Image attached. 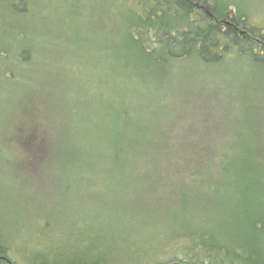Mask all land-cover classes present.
<instances>
[{"label":"rangeland","instance_id":"rangeland-1","mask_svg":"<svg viewBox=\"0 0 264 264\" xmlns=\"http://www.w3.org/2000/svg\"><path fill=\"white\" fill-rule=\"evenodd\" d=\"M245 3L255 25L264 27V0ZM122 5L124 0H25L18 16L0 3L1 34H16L21 28L34 49L28 64L13 61L16 52L11 48L0 65V187L6 196H0L1 230H39L42 220L48 230H53V221L72 230L76 219L70 210L86 215L92 227L83 231L103 236L97 245L119 248L162 241L172 249L176 234L224 231L231 246L239 234L254 237L264 247V228L253 227L264 221V182L245 194L239 165L226 183L220 164L199 165V174L192 177L184 171L190 166L185 162L189 154L230 150L238 155L247 146L261 151L260 164L254 156L264 172V66L245 56H229L209 75L179 73L180 84L173 87L177 96L170 101L174 114L159 129L174 138L153 147L182 154L177 165L92 170L89 176L96 182L86 188L63 179L53 145L64 147L73 133L70 118L76 96L82 97L85 75L99 68L104 54H125L121 23L126 21L115 10ZM146 109L158 112L148 104ZM60 184L76 188L53 199V186ZM70 193L76 195L67 199ZM225 193L229 202L223 199ZM224 217L229 226L218 230L217 222Z\"/></svg>","mask_w":264,"mask_h":264},{"label":"trees","instance_id":"trees-1","mask_svg":"<svg viewBox=\"0 0 264 264\" xmlns=\"http://www.w3.org/2000/svg\"><path fill=\"white\" fill-rule=\"evenodd\" d=\"M124 2L125 5L115 10L126 21L124 25L121 23L125 54H104L99 68L85 75L82 97H72L77 101L70 118L73 133L64 147L58 149L53 145V158L65 172L63 179L74 180L77 188L81 185L86 188L96 182V177L89 176L92 170L179 163L182 154L153 151V147H163L166 138H174L159 129L160 123L168 122L174 114L170 101L177 96L173 87L180 84V72L186 70L189 75L205 71L201 73L209 75L231 55L245 56L255 65L264 66V27L255 25L245 0ZM0 3L20 16L25 0ZM13 28L16 30L15 26ZM23 34L21 28L11 35L6 31L1 34L0 30V54L3 56L0 65L11 48L16 52L13 61L15 59L18 64L34 60L30 55L34 52L32 43L25 42ZM61 95L67 97L65 93ZM146 104L154 106L158 112L151 114ZM64 117L67 118L68 113ZM53 132L56 134L54 128ZM141 146L145 147L144 151H140ZM245 147L240 148L238 155L230 150L219 155L189 154L185 162L190 166L184 171L192 177L199 174V165L220 164V173L226 183L236 175L233 169L239 165V177L246 184L247 194L248 189L264 182V172L256 166L262 161L261 151ZM204 177L209 179L206 173ZM63 186H66L64 192ZM72 187L69 184L53 186V199L67 195ZM0 189V196H5L4 187ZM253 196L258 197L257 192ZM223 199L229 202L227 193L223 194ZM68 214L76 219L72 230L63 229L62 225L58 227L54 221L53 230H48L46 220L40 222L39 230L0 228V264H264V247H259L254 237L237 234L231 246L224 231H200L174 235L176 243L172 249L161 245L162 241L157 245L147 243L117 248L97 245L103 236L83 231L92 227L86 215L70 210ZM3 220L0 216V227ZM228 220L224 217L217 222L218 230L228 228ZM253 227L263 229L264 221L261 219ZM179 238L187 242L180 243Z\"/></svg>","mask_w":264,"mask_h":264}]
</instances>
